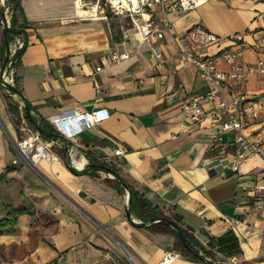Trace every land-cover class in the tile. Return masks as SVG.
<instances>
[{
    "label": "crops",
    "instance_id": "0c3cea01",
    "mask_svg": "<svg viewBox=\"0 0 264 264\" xmlns=\"http://www.w3.org/2000/svg\"><path fill=\"white\" fill-rule=\"evenodd\" d=\"M21 8L26 27L11 45L27 44L14 70L31 115L52 128L51 119L65 110L106 109L108 117L68 140L55 137L51 158L27 162L17 147L26 132L0 78V173H7L0 182V218L7 204L32 202L35 209L0 235V257L9 258L2 264H161L169 251L179 254L171 264L264 263V191H252L264 183V155L239 160L233 170L238 147L232 133L221 132L220 115L210 108L195 122L184 112L205 90L196 67L186 63L193 45L187 32L201 25L218 37L197 45L203 53L242 48L245 60L255 63L264 57V0H204L173 10L169 25L157 10L147 39L128 15L99 10L84 16L77 0H21ZM3 35L0 13V60ZM114 50L130 56L113 61ZM236 94L264 107V77L224 86L227 101ZM28 125L36 128L29 119ZM243 133L264 143V113ZM66 161L86 171L75 173ZM91 162L117 169L154 204L152 217L131 210L129 188ZM159 214L170 217L169 225ZM231 218L240 223L232 226ZM174 224L205 247V260L177 247Z\"/></svg>",
    "mask_w": 264,
    "mask_h": 264
},
{
    "label": "built area",
    "instance_id": "2783aa9c",
    "mask_svg": "<svg viewBox=\"0 0 264 264\" xmlns=\"http://www.w3.org/2000/svg\"><path fill=\"white\" fill-rule=\"evenodd\" d=\"M102 0H100L101 2ZM109 9L116 15H128L131 17L135 28L143 39L153 35V16L159 10L164 14L163 22L170 24L169 14L173 10H190L196 7L200 2L197 0H106ZM5 7V16L10 26L11 11L6 6V0H0V7ZM5 25V20H2ZM157 35L161 37L162 32ZM187 35L192 41L191 47L186 51V63L193 64L205 83V90L190 98L185 106L184 112L192 121H200L204 115L210 114V108L214 113L220 115V129L222 133H232L234 141L237 144L235 161L232 165L233 170L238 169V161L246 159L253 155H264V143L247 138L243 129L253 120L259 119L264 113V107H261L254 99L246 94H236L231 101H227L222 96L224 86L247 81L253 74H259L264 77V57L259 58L255 63H249L244 58L242 48H226L216 54H206L201 52L197 45H210L218 40V37L201 25L191 28ZM264 45V38L262 39ZM23 42H17L15 46H10L8 57L9 62L0 74L1 85L12 95L17 102L21 113V129L26 134L17 142V147L23 159L27 162H38L43 158H51L50 147L59 142V140H68L79 134L87 128H90L96 122L108 117L106 109H95L92 111L77 112L76 110H65L51 119L53 129L57 133V139H42V134L37 128H30L27 119V103L24 98L14 91L15 70L13 62L16 51L22 48ZM160 56L158 49L154 50ZM130 56L129 52L120 53L114 50L111 54L113 61H120ZM101 67H98L100 70ZM217 140H222L221 134L217 135ZM115 153L121 155L122 149H116ZM17 163V160H15ZM252 191L262 193L264 183L255 184ZM232 226H237L240 219L231 218L229 220ZM177 252L169 251L161 260V264H171L178 257ZM264 264V263H260Z\"/></svg>",
    "mask_w": 264,
    "mask_h": 264
},
{
    "label": "trees",
    "instance_id": "16d2710c",
    "mask_svg": "<svg viewBox=\"0 0 264 264\" xmlns=\"http://www.w3.org/2000/svg\"><path fill=\"white\" fill-rule=\"evenodd\" d=\"M103 2H104V5H107L106 0H103ZM11 4L13 5L11 6ZM6 6L9 7L11 11V14H10L11 17H10V26L4 25V35H3L2 45H1V60H0L1 72L3 71V69L6 67V65L9 62L8 52H9L11 43L13 42L16 35L24 32V29L26 27V22L24 23L20 22L21 16L24 19L26 18L24 14V10L21 8V0H6ZM18 10L20 11V14L17 13ZM0 13H1L2 20H4L5 7L3 6L0 7ZM26 46L27 44L24 43L23 47L16 51L14 55L15 61L13 62L14 67L18 65L20 57L24 53ZM15 87L16 89H18L17 82H16ZM27 105L29 107V104ZM12 107L16 111V114L18 113L19 118L18 117L17 118L20 121L21 113L19 111L17 102L14 100V98L12 102ZM26 116L29 120H31V123L37 129L40 130L42 136L45 139L47 140L54 139L55 137L58 136L55 130L51 127L50 123L47 120H44V119L37 120L32 115L29 116L28 114ZM66 164L75 173H83L86 171V170H83V171L76 170L70 165V162L68 161H66ZM99 165H104V166L93 165V167L95 169H103V170L111 171L116 177H118V180L121 183H123L129 188L131 192V210H134L140 217L151 218L152 215H150L149 210L153 207L154 204L144 194H140L138 191L134 190L133 187L119 175L117 169L105 163L99 164ZM6 175H7L6 172L0 173V182L5 179ZM6 208H7V216L4 218H0V235L5 232L13 230L14 227L18 223V218L20 215L35 213L34 204L32 202L30 203V206L28 207L26 206L16 207V206L7 204ZM160 218H162V220H164V223L167 225H169V223L171 222L169 219L170 218L169 216L167 217V216L160 215ZM177 220L179 221V219ZM174 225H176L175 231L178 236L177 247L181 249L182 252L187 256H191L192 258H195L198 260H205L204 255L200 254V249L201 248L205 249V247L196 238H194L191 234H189L187 229L184 228L182 225H180V227H178L177 224H174ZM204 252L206 253V249ZM207 263L214 264L210 261H207Z\"/></svg>",
    "mask_w": 264,
    "mask_h": 264
},
{
    "label": "bare ground",
    "instance_id": "6f19581e",
    "mask_svg": "<svg viewBox=\"0 0 264 264\" xmlns=\"http://www.w3.org/2000/svg\"><path fill=\"white\" fill-rule=\"evenodd\" d=\"M198 2H202L204 0H197ZM77 6H78V12L84 16H90V15H98L99 12V5L94 4L92 7L85 8V4L83 0H77ZM83 162H81L79 165H82Z\"/></svg>",
    "mask_w": 264,
    "mask_h": 264
},
{
    "label": "rangeland",
    "instance_id": "374dc122",
    "mask_svg": "<svg viewBox=\"0 0 264 264\" xmlns=\"http://www.w3.org/2000/svg\"><path fill=\"white\" fill-rule=\"evenodd\" d=\"M91 5H94V4H97V5H99V10H103L104 11V13L105 14H108V13H113L110 9H109V6H107V5H104V2H103V0L100 2V0H91V1H89V0H87ZM13 4H11V6H12ZM17 13L18 14H20V11L18 10L17 11ZM10 15V14H9ZM5 259H9L8 257L7 258H2V257H0V264H2L4 261H5ZM11 259H13V258H11Z\"/></svg>",
    "mask_w": 264,
    "mask_h": 264
},
{
    "label": "water",
    "instance_id": "95a60500",
    "mask_svg": "<svg viewBox=\"0 0 264 264\" xmlns=\"http://www.w3.org/2000/svg\"><path fill=\"white\" fill-rule=\"evenodd\" d=\"M4 20H5V25L6 26H8V21H7V19H6V16H5V14H4ZM13 89H14V91H16L17 93H19L20 95H21V92H19L18 91V89H16V87H12ZM22 96V95H21ZM26 110H27V114L29 115V116H31V111H30V108L28 107V105L26 106ZM91 165H98V166H104V165H99V164H91ZM127 214H128V216H129V218H131V214H130V209L128 208L127 209Z\"/></svg>",
    "mask_w": 264,
    "mask_h": 264
}]
</instances>
